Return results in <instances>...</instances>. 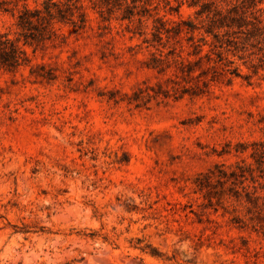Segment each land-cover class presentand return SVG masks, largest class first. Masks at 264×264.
<instances>
[{
	"label": "rangeland",
	"instance_id": "rangeland-1",
	"mask_svg": "<svg viewBox=\"0 0 264 264\" xmlns=\"http://www.w3.org/2000/svg\"><path fill=\"white\" fill-rule=\"evenodd\" d=\"M86 12L0 69V264H264V72L159 71Z\"/></svg>",
	"mask_w": 264,
	"mask_h": 264
},
{
	"label": "trees",
	"instance_id": "trees-1",
	"mask_svg": "<svg viewBox=\"0 0 264 264\" xmlns=\"http://www.w3.org/2000/svg\"><path fill=\"white\" fill-rule=\"evenodd\" d=\"M30 1L0 0V12L13 18L12 25L0 32V69L28 65L26 48L35 53L57 38L55 24L83 29L90 9L100 23L115 20L124 24L130 38H141L149 50L148 66L159 71L173 64L182 76H190L199 69L196 78L204 86L220 75L249 79L264 72V0ZM182 5L192 10L186 18L179 15ZM172 14L176 20L167 17ZM241 66L247 73H241Z\"/></svg>",
	"mask_w": 264,
	"mask_h": 264
}]
</instances>
